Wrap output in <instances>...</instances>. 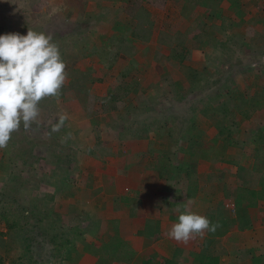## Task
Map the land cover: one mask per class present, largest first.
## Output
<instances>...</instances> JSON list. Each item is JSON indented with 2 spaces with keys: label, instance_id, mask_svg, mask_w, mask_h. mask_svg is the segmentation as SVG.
I'll use <instances>...</instances> for the list:
<instances>
[{
  "label": "rangeland",
  "instance_id": "1",
  "mask_svg": "<svg viewBox=\"0 0 264 264\" xmlns=\"http://www.w3.org/2000/svg\"><path fill=\"white\" fill-rule=\"evenodd\" d=\"M136 2L141 0H0V35H27L29 29L50 35L68 73L59 98H44L37 121L27 130L21 124L0 149V255L5 264H93L84 243H105L117 222L120 199L133 197L137 188L151 196L160 181L181 198L178 205L190 201L195 213L217 206L221 214L233 212L232 202L215 201L223 196L218 194H223L225 179L232 181L221 163L237 167L243 154L253 161L257 145L250 137L264 141V8L257 12L258 23H241L235 16V22L222 24L212 16L218 25H213L211 44L200 50L188 38L184 49L173 50L171 74L164 61L149 74L152 64L142 49L133 74L123 71L128 60H115V55L118 40L131 36ZM182 3L168 0L166 10L152 14V40L139 44L133 38V43L153 53L165 47L158 43L160 31L186 32L190 21L182 13L191 16L192 10ZM193 51L198 52L195 61ZM177 74L192 87L172 85ZM160 80L170 86L160 87ZM105 97L108 101L99 99ZM250 112L248 119L245 113ZM65 114L68 119L53 131ZM205 122L218 135L224 124L234 133L228 136L244 143L242 149L229 152L221 139L216 145L206 143V133H201ZM258 130L262 134L257 138ZM202 146L212 150L204 153ZM229 156L233 163L221 160ZM206 161L216 164L217 173L200 180L198 164ZM161 167L165 176L158 179ZM140 172L145 181L136 182L133 173ZM262 173L247 175L246 185L254 188ZM192 180H197V192L186 193L185 183ZM12 223L16 227L10 229ZM205 235L213 240L209 232ZM231 251L218 248L220 260L225 259L221 263L230 264ZM251 254L244 252L241 264L249 259L262 264L257 257H264V247Z\"/></svg>",
  "mask_w": 264,
  "mask_h": 264
},
{
  "label": "crops",
  "instance_id": "2",
  "mask_svg": "<svg viewBox=\"0 0 264 264\" xmlns=\"http://www.w3.org/2000/svg\"><path fill=\"white\" fill-rule=\"evenodd\" d=\"M162 1L164 3V9L161 10L148 5L147 7L149 11L155 15V11L157 10H166L168 8V0ZM220 1L221 0H183L182 7L188 9V11L192 10L188 12L191 16H189V14L187 13H182L184 15L183 17L186 19V22L189 19V26L191 27V25H193L196 20H199L198 23L201 22L200 24L204 27V29L207 30V39H205V42L203 43L204 47H202L200 50H203L205 46L209 45L208 37L212 38L215 36V32H213L212 29L215 28L213 25L218 24L216 21L212 20V16H215V18L219 16L222 24H226L227 22L231 23L232 21H234L235 16L240 17L237 20H242L243 22L241 23H244V21H246L245 23L248 24L251 23V21L252 23L260 22L258 16L259 13L257 12L261 8H264V0H224L223 2H221V5L224 7V9L222 6L220 8V5H218ZM225 10H229V15L225 12ZM190 27H188L186 32L184 33H187ZM199 33H202V31H199ZM118 41V47L122 46L123 43H125L127 44L126 47L129 46V48H133L134 50V53L130 56L128 55L127 58H119L128 60L126 64L128 68L125 67V69L123 70L125 71V73L133 72L134 74L137 70H139L140 61L138 60V58L141 57L139 56V54L142 53V49L144 51L142 56L146 55L147 58L149 57L150 62L152 64L149 68V74L152 72V69L156 70L159 67V61H164V68H166V66L168 67V69L170 68L168 63L173 57L172 53L174 52V49H171L169 47V49H167V47H164L162 49L155 50V52L152 53V50L148 46H146L145 48H141L138 44L133 43L132 30L131 36L128 41L122 38H120ZM135 41H138L139 44H144L141 43L139 40ZM174 47L177 48L176 46ZM197 53L198 52L196 51L192 52L194 61L198 57ZM160 67L162 68V66ZM145 70L147 69L145 68ZM162 70L163 68L161 69V71ZM167 72V74L173 73V71H170V69ZM182 74L185 76L183 71ZM179 76L181 75H176L175 79L172 81V85L179 86L184 89L187 88V86L192 87L189 83V80H179ZM151 83L152 82H150L149 84ZM157 83L162 88H165L166 85L170 86V82L168 81L160 80L157 81ZM135 84L136 83L133 82V86ZM199 121L202 120L199 119ZM207 123L205 122V126L207 127V129L206 127L205 129L199 127L203 129V132H201L202 134L206 133V137L204 138L206 140V143L212 142L218 136L217 130L213 127L210 128ZM259 129L262 130V128ZM260 130H258V133L255 135L256 137L259 133H261ZM253 137L254 136H251L250 139L254 144L257 145L256 148L263 149L264 144H257L256 140H253ZM243 146L244 143L235 146L238 148L228 146L229 148L227 147L226 150H228L229 152H238V150L240 148L242 149ZM242 159L244 160L243 162ZM227 160H230L232 162L234 161V159H232V157L230 156L227 157ZM240 161L241 162H235L237 164V167H233L230 164L221 163V169L232 173V181L225 179L226 183L220 187L221 190H223V194H218L219 196H223L222 198H219V201H215L221 203L222 200L225 201L230 199V201H228L232 202L231 198L227 199L226 194L228 190H230V192L235 193V191H237L239 187L249 186L246 185V182L249 181L246 180L247 175L250 176L251 173L256 174L255 172H253L254 159L253 161H251L248 156H245L243 154ZM238 163L240 164L238 165ZM198 166V174L200 180L202 179V176L208 177L210 174L217 173V166L214 162H201L198 164ZM133 176H135V178L133 177V179H135L136 182L138 181L137 178H140L141 181H145L143 177V172L133 173ZM146 176L148 175L146 174ZM155 176L158 177V179L160 178L159 174ZM223 177H226V174H223ZM234 180H236V186L233 185ZM164 185L165 183H161L160 181L158 185V190H154V193L151 194V196H147L146 191L137 188V192L133 194V197H130L129 195V197L131 198L130 202H124L120 199L121 208L116 218L117 222H114L115 227H112V234H110V231H108L109 239L106 241V243L113 242L111 243V247L114 250L113 254L115 256H118L120 258L123 253L122 245L119 244V242H121L125 245H128L132 252H135L134 259L132 258L128 264H143V262H145L148 258L151 257L155 258L152 262L153 264H214V262H216V260L218 259L217 257L220 256L218 253V248L220 246L224 247L225 249H229L230 251L232 250L230 253L228 252L227 254H232L235 249L243 250L248 257L252 255V249L264 247V244L260 245L258 243L259 241L264 243V201H260L257 207L254 208L245 209L244 207H242L244 208V210H236L235 205L231 203L230 206L233 207L232 214L227 210H223L221 214L219 206H217L214 211L209 208L207 210L209 213H207V211H204L203 213H201L202 211H199L200 214L208 215L211 219H213L212 217L215 216V222H218L220 225V227H218L217 230L213 233L215 235H213L212 232H209V234L213 237V240H210V237L206 235L203 238L196 237L195 239L190 240L187 244L183 242H177L174 239H170L167 235V232L170 230L171 226L174 223L178 222L179 213H177L175 209L177 207L183 209L184 206L177 204L178 201L181 200V198L179 196H175V194H173V192L168 188V186L165 187ZM147 186L149 188L152 187L148 183ZM254 188H257L259 190V183H257ZM210 195L212 196V198H216V195L214 194V191L212 189L210 190ZM124 204L128 205L129 209L125 208L123 206ZM215 211H217V213ZM239 214L240 217L244 218L240 219ZM87 243H90L89 240L87 241ZM96 243H98V241ZM96 245L99 246L100 243ZM86 255H89V257H91L92 259L95 258L93 260V264L97 263L98 256L93 257L90 254ZM229 258L233 259L232 257ZM224 260L225 259L222 258L220 261L222 262ZM257 260H260L257 263L264 264V257L261 258V256H258ZM221 262L219 264H223ZM124 263L125 261L121 260H119L118 262H113L112 260H109V264ZM242 264H252L251 259L243 262Z\"/></svg>",
  "mask_w": 264,
  "mask_h": 264
},
{
  "label": "clouds",
  "instance_id": "3",
  "mask_svg": "<svg viewBox=\"0 0 264 264\" xmlns=\"http://www.w3.org/2000/svg\"><path fill=\"white\" fill-rule=\"evenodd\" d=\"M66 63L50 35L28 30L27 35H0V149L8 146L12 134L23 124L29 129L40 115V102L46 97L59 98L67 81ZM67 115L59 117L53 131H59ZM177 207L178 222L167 235L187 244L207 232L214 233L219 223L190 210Z\"/></svg>",
  "mask_w": 264,
  "mask_h": 264
},
{
  "label": "trees",
  "instance_id": "4",
  "mask_svg": "<svg viewBox=\"0 0 264 264\" xmlns=\"http://www.w3.org/2000/svg\"><path fill=\"white\" fill-rule=\"evenodd\" d=\"M146 5H149L154 8L161 9V10L164 9V3L162 0H141V2H136L135 5H132L131 13L133 14L131 16H132V20L135 22V24L133 25L132 36L134 39L139 40L141 43H144V44H147L152 40L153 31L155 28V24L152 19V13L149 11ZM198 21L199 20H196V22L193 23V25H191L187 33L177 32L175 34H171L169 32L160 31L158 34V43L161 44L162 46L169 47L171 49H176L174 46L181 47L184 49L186 41L189 40L188 38H190L192 41L194 42L196 41V43L199 44V45L197 44L196 46L197 49H201L203 46V43L205 42V39H207V36H206L207 30L204 29V27L200 23H198ZM199 31H202V33H199ZM209 40H211V38L208 37V41ZM208 44L210 45L211 43L208 42ZM126 45L127 44L123 43L122 46L118 47V53L115 55V60L119 59L120 57L127 58L128 55L130 56L134 53L133 48L127 49L128 47H126ZM188 53L190 55V52ZM99 99L102 101H108L106 97L99 98ZM252 113L253 112H250L247 114L245 113V115L246 117L249 118L252 116ZM219 129H220L219 135L212 141L214 145H216L220 139L224 142L225 149L228 146L235 147L237 145H240V143L236 142L234 136L231 137L226 134L227 132H229L232 135H234V133L230 132L228 127L222 124L221 128ZM259 136L260 135H257V138ZM256 143L264 144V141L263 140L261 141V137H260L259 141L256 139ZM202 150L204 153H209L212 150V148L209 146H204V147L202 146ZM91 155L95 159L97 158V155L94 154L93 152H91ZM253 159H254L253 172H255L256 174L263 172L262 173L263 175L261 176L262 178L259 182L260 188L258 190L257 188L256 189L248 188L247 186H245V187H239L237 191H235V193L233 192H230V194L227 193L226 194L227 199L228 198L232 199V203L235 205L236 210L238 209L244 210V208L245 209L254 208V207H257L260 201H264V147L263 149H260V148L255 149V152L253 154ZM221 160L227 163L231 162L230 160H226L225 158L223 159L221 158ZM158 174L161 179L164 178L165 174H164V170L162 167L161 169H159ZM185 187H186V190H185L186 193H189L188 191H190V193L192 191L196 193L198 189L197 180L188 181L187 184L185 183ZM121 200L124 202H130L131 198L129 197V195H124L121 198ZM228 200L230 201V199ZM3 216H2V219L7 220L8 222L9 220L7 219V217H3ZM239 218L241 219L244 217H240V214H239ZM210 220L213 223H216L215 216L213 217V219H210ZM15 227H16V224L12 223L11 225H9L10 229H13ZM111 243L113 242H110V243L105 242L103 244H100L99 246L96 244L84 243L83 246L86 252L91 253V255L93 256H98L97 257L98 260L96 264H109V260H112L113 262L114 261L118 262L119 260H121V261H125L124 264H128L132 258L134 259L135 252L134 251L132 252L128 245H125L121 242H119V244L122 245L123 253L120 256V258L118 256H115L113 254L114 250L111 247ZM66 247L69 249L70 245L68 244ZM72 249L75 250L74 247H72ZM231 255L233 259L230 262V264H241L242 260L244 259V252L242 250H234ZM217 258L218 259L216 260V262H214V264L220 263L221 257H217ZM154 259H155L154 257L148 258L145 262H143V264H153L152 262L154 261ZM0 264H5V261L1 257V255H0Z\"/></svg>",
  "mask_w": 264,
  "mask_h": 264
}]
</instances>
